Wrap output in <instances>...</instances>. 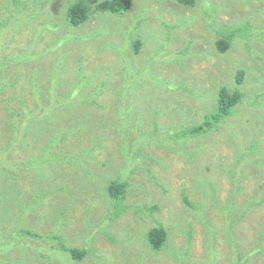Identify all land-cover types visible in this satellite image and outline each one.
Here are the masks:
<instances>
[{
	"label": "rangeland",
	"instance_id": "1",
	"mask_svg": "<svg viewBox=\"0 0 264 264\" xmlns=\"http://www.w3.org/2000/svg\"><path fill=\"white\" fill-rule=\"evenodd\" d=\"M73 2L0 0V24L8 23L0 29V51L5 49L0 60L10 58L5 73H0V87L14 83L0 95V245H12L0 248V264H60L48 256L49 243L27 231L49 234L66 210V243L92 248L82 264H93L95 256L98 264H264V251L256 250L259 240L264 241V40L253 36L264 33V0H198L193 7L178 0H131L124 17L96 13L71 28L73 37L62 43L68 27L57 30L56 24ZM211 2L212 24L199 13ZM248 21L251 31L242 39L236 37L221 60L215 48L221 28L227 32V26ZM254 41L259 43L256 54L251 51ZM191 42V53L205 55L179 63L180 55L173 54L188 49ZM160 44L166 45L161 58L165 56L158 61ZM153 51L157 61L150 63ZM24 57L28 62L12 60ZM239 69L246 71L242 89L247 95L235 107L238 115L204 141L169 150L161 127L154 125H159L156 116L161 112V126L177 120L171 116L174 105L167 103L169 97L182 98L191 122H201L217 104L220 85L236 88ZM52 70L60 71L54 87L49 82ZM36 73L42 87L34 93ZM255 100L262 104L250 107ZM52 117L50 135L37 138L34 129L13 144L29 119ZM141 141L149 142L147 148L143 143L135 148ZM98 145L91 161L78 157V165L62 160ZM243 149L247 155L238 162ZM39 158L46 164L37 165ZM121 176L129 177L126 205L156 204L158 210L131 209L111 221L106 191ZM184 196L193 209L185 205ZM229 198L238 207L233 217L239 216L235 226L240 233L233 238L241 244L237 258V251L229 247L235 243L227 242L223 232L221 209L227 216ZM203 203L205 207H199ZM156 222L168 230L167 245L157 252L146 238ZM210 234L215 235L211 253L206 249Z\"/></svg>",
	"mask_w": 264,
	"mask_h": 264
},
{
	"label": "trees",
	"instance_id": "2",
	"mask_svg": "<svg viewBox=\"0 0 264 264\" xmlns=\"http://www.w3.org/2000/svg\"><path fill=\"white\" fill-rule=\"evenodd\" d=\"M197 1L198 0H178V2L180 4H182L186 7H193L197 3ZM131 6H132L131 0H74L73 3H71L70 5L67 6L66 10L64 11L65 18L62 22H60L59 24H56V29L59 30L63 27H68V34H66L65 36H62V38H61L62 43H64L66 41H69L71 39V37H73L70 34L71 28H76V27L82 26L87 21H90L92 18H95L96 13H109L112 15H119L120 17H124L125 13H127L129 11ZM202 10L203 9L200 7L199 13L201 15L207 17L208 20H209V17L211 19H214L215 8H214V4L212 2L210 3V5L208 6L206 11H202ZM192 20H194V18ZM187 21L188 20H186V22ZM209 22H210V24H212V22L210 20H209ZM7 24H5V23L0 24V29L8 26ZM250 24H251L250 21H248L247 23H243V24L241 23V24H237V25L227 26L226 27L227 32H224V28H221V39L216 40V43H215L216 51L219 53L220 57H221V55H224L227 50H231L233 48L236 37H240L242 39L243 37L247 36V35H245V33H248V31H251V29H252V27H249ZM97 34H99V33H97ZM253 36H256L259 40H264V33H262V34L257 33ZM140 44H141V42L138 41L136 44L133 45V53L135 55H137L139 52ZM258 44L259 43L257 41H254V45H253V48L251 50L254 54L259 53V50L257 48ZM165 47H166V45L163 46L162 44H160L157 47V48L161 49V53L158 57V61L160 60L161 54L164 52ZM187 47H188V49L181 50L178 53L173 54V56L175 58L178 55H180L178 57V59L176 58V60L179 63L185 64V60H187L189 58H194V57L198 58V57H202L205 55L204 53H199V54L191 53L190 49L192 47V42L189 45H187ZM244 47H246V44L244 45ZM4 50L5 49H1L0 52H3ZM121 53H124L122 55V58L125 59L124 56L126 54H125L124 50H122ZM156 57H157V53L155 51H153V53L151 54V59L149 60V62L151 63L153 60L157 61ZM222 59L223 58L221 57V60ZM12 60L15 61L16 64H21L24 62H28L29 59L27 57H24L22 60H20L18 62L16 61V58H13ZM254 63H256V62H254ZM8 64H10V58L5 57L2 61L0 60L1 76H2V74L5 73L3 71V68L5 66H7ZM263 69H264V65H263ZM59 72L60 71L52 70L49 82L51 81V82H53V84L50 85V87H54L56 85ZM38 76L39 75L37 73H36V75H33L34 81H33V85L31 87H32L34 93L41 91V87H42L41 85H39V83L37 81ZM170 82H171V80H170ZM245 84H246V71L244 69H239L237 71V75H236V85H237L236 88L234 90H229L228 87H221V85H220L218 88L219 89V95H218L217 104H216L217 106L213 105L209 109V111L205 113L206 116H204L203 121L196 122V123L191 122V117L189 116V114L187 112V108H183V105H182L183 99L182 98L169 97L167 103H172L174 105L172 107V109L174 110V113L171 116L177 118V120L174 121L175 124L173 123L174 125L173 124H167L165 126H161L159 115L162 116V112H161V114L158 115V117L156 116V118H157L156 122H158L159 125L154 124L158 128L161 127L160 132L163 136L164 141H166L170 145L169 150H174L176 145L182 146L184 148L186 145L191 144L193 141H198V140L204 141L206 138L210 137V135L213 131L219 130L220 124L226 123V121L228 119L238 115L236 108L243 102V95L244 96L247 95V93L244 92L242 89V87H244ZM13 85H14V83H12V84L8 83V87H7L3 84L0 87V95L4 94ZM79 85L81 86L80 79L77 83V88ZM161 86H163V88L174 89L172 87V85H169V84H167V85L162 84ZM170 91H172V93H173L176 90H170ZM208 91H210V89H208ZM23 92H24V90H23ZM180 95H183V93L181 92ZM207 98H208V94H207ZM11 100H12V98L10 96L7 99V101H11ZM249 103H250V107L262 104V102H258L257 100L250 101ZM35 104H37V106L39 105L38 106L39 108H41L43 106V103H41V102H37ZM215 106H216V108L211 112V110ZM61 107L66 109V105H61ZM163 109L166 111V113L168 115L169 114L168 110L165 108H163ZM7 110H8V108H7ZM10 116L12 117V113L10 114ZM40 120L41 119H37V118L29 119L26 122V130H21L19 134L18 133L14 134V135H17V134L18 135L13 138V144L16 145V144L20 143V141L18 139L20 137L29 135L30 132H32L34 129H36L35 132L37 133V138L40 136H45L47 134L50 135V133H51L50 126L52 125V122H53L52 120H54V117H52V119L51 118L45 119L43 121H40ZM32 122H34V123L31 124ZM63 136L65 138V135H63ZM141 143H143L146 148L149 145L148 141H141V142L135 143V146H136L135 148L139 147V145H141ZM151 143L153 144L152 140H151ZM53 146H54V144L51 147H53ZM100 147H101V145H98L93 150L88 149L87 151H85L82 154L77 155L76 157L75 156L74 157L68 156L66 158H63L62 160L67 161L69 159L70 161L80 165L81 163L79 162L78 157H82L87 161H91V158L89 159L90 155H93V153L97 149H99ZM196 149H198V148L196 147ZM194 151H197V150H194ZM138 152L139 153L142 152V149L139 150ZM187 154L190 155L191 151L187 150ZM246 155H247L246 151L244 149L241 150L239 152V154L237 155L240 158V159H238V162H241L246 157ZM36 164L39 166H42V165L46 164V161H44L43 158H39L38 161L36 162ZM9 166L11 167V164ZM24 166H26V164H24ZM130 167H132V165H130ZM26 169H28L27 166H26ZM129 186H130L129 177L127 179H123V177L121 176L120 178H117L116 180H112L110 182L106 193L108 196V204L110 206V211L107 213V215L109 216V219L111 221L114 220L115 218L119 217L121 212L129 211L131 209H136V212H138V213L146 212V211L151 213V212L158 210L156 204H152V205L145 204L142 206H138V208H134L133 205H126L125 204L126 192H127V188ZM239 189H241L240 186H239ZM229 196H230V194H229ZM231 196H232V192H231ZM184 198H185V201H184L185 205L189 209L192 208V204L189 202L188 197L184 196ZM217 202H218V200H217ZM262 202H263L262 199L257 201L258 204H261ZM227 203L229 205V206H227V210H225V213L227 216H225V214L223 213V211L221 209V213L225 217V219H224L225 224L223 226V232H224V235H225L227 242L230 241L232 243H235V245L230 244L229 247H230V249H234L237 251V254H236L237 255L236 258H237L240 254L239 248L241 247V244L237 241H234L233 238L236 234L238 236V233H240L239 230L236 231V226H235V224H236L235 222L238 221L239 216H236L234 220H233V217L236 215L235 211L237 210L238 207L232 198H229L227 200ZM189 206H191V207H189ZM199 207H205L204 203L200 204ZM66 212H68V211L66 210ZM66 212L62 211V213L56 218L57 219L56 220V222H57L56 227L49 234L39 236L37 233H32L30 230L27 231V234L33 238H37V239H41V240L43 239V240H45V242L49 243V245H48L49 251L47 254L49 257H52V259H55V261L57 263L71 264V262H75L77 264H82L85 261L86 257L91 253L92 248L90 245H86L83 247H78V246L74 247V246L68 245L66 243L65 232H69V228L67 226L69 223V219H67V220L65 219V213ZM68 214H69L70 218L74 217V215L72 213H68ZM205 216H206L205 210L201 211L199 214L200 220L203 221ZM240 216H243V215H240ZM229 220H231L229 222L230 225L228 224ZM87 223H88V218H87ZM155 225L150 226L149 232L147 233L146 238H147V242L149 243L151 250L152 251L156 250V252H157V251H160L162 248H164L167 245L168 230L160 222H156ZM209 227H210V231L214 232V228H213L212 224H209ZM191 231L192 230H190V232ZM209 236L210 237H208L206 249L208 250V252L211 253V251L213 250V247H212V244L210 242H211V238L214 237L215 235L210 234ZM259 241H261V243L260 242L258 243L259 246L257 247L256 250L264 251V241H262V240H259ZM0 244H2V243H0ZM8 246H12V245L11 244H9L7 246L0 245V248L8 249L7 248ZM27 255H28V258L30 260H37L35 257L31 256L30 253H27ZM96 258H97L96 256H95V258H93V264H98V261H96ZM246 259H247L248 263H250V258H246ZM36 263L37 262L31 263V264H36Z\"/></svg>",
	"mask_w": 264,
	"mask_h": 264
},
{
	"label": "flooded vegetation",
	"instance_id": "3",
	"mask_svg": "<svg viewBox=\"0 0 264 264\" xmlns=\"http://www.w3.org/2000/svg\"><path fill=\"white\" fill-rule=\"evenodd\" d=\"M203 121V120H202Z\"/></svg>",
	"mask_w": 264,
	"mask_h": 264
}]
</instances>
